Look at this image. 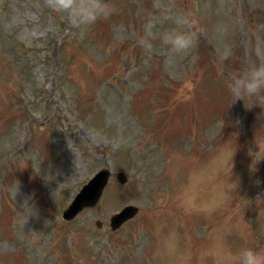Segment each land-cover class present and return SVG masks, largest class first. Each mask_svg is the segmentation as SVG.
I'll list each match as a JSON object with an SVG mask.
<instances>
[{
	"label": "rangeland",
	"instance_id": "374dc122",
	"mask_svg": "<svg viewBox=\"0 0 264 264\" xmlns=\"http://www.w3.org/2000/svg\"><path fill=\"white\" fill-rule=\"evenodd\" d=\"M106 2L113 14L81 35L45 0H0V264L264 251V91L235 101L227 87L264 64V0ZM178 15L187 54L163 43ZM101 168L98 202L63 219Z\"/></svg>",
	"mask_w": 264,
	"mask_h": 264
},
{
	"label": "clouds",
	"instance_id": "9594fccd",
	"mask_svg": "<svg viewBox=\"0 0 264 264\" xmlns=\"http://www.w3.org/2000/svg\"><path fill=\"white\" fill-rule=\"evenodd\" d=\"M45 4L53 12L66 17L73 27L80 30L81 35L97 21L110 17L114 11L104 0H45ZM174 23L177 28L164 36L163 43L175 53L187 54L196 46V41L190 33L180 29L191 22L187 17L178 15ZM143 42L145 47H149L151 38H143ZM227 87L235 101L259 96L264 91V64L252 66L242 74L233 76ZM216 129H220V124L216 125ZM225 259L227 264H264V251L241 248L229 252Z\"/></svg>",
	"mask_w": 264,
	"mask_h": 264
},
{
	"label": "water",
	"instance_id": "95a60500",
	"mask_svg": "<svg viewBox=\"0 0 264 264\" xmlns=\"http://www.w3.org/2000/svg\"><path fill=\"white\" fill-rule=\"evenodd\" d=\"M107 0H104L106 2ZM110 171L108 168H101L82 186L69 202L66 208L62 210V218L69 221L73 219L82 209L94 206L108 182ZM119 183L126 182V174L119 171L115 174ZM138 212V207L132 204L125 205L118 212L113 213L109 218V225L112 230L119 228L124 222L131 219ZM100 226V222H96Z\"/></svg>",
	"mask_w": 264,
	"mask_h": 264
}]
</instances>
